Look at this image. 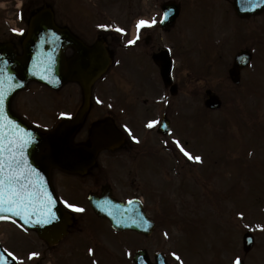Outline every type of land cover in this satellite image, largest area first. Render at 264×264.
<instances>
[{"label": "rangeland", "instance_id": "374dc122", "mask_svg": "<svg viewBox=\"0 0 264 264\" xmlns=\"http://www.w3.org/2000/svg\"><path fill=\"white\" fill-rule=\"evenodd\" d=\"M65 1L66 0H24V7L39 8L47 4L54 10L58 23L68 24L72 23V21H70L71 16H73V18L78 16V13L75 12L78 0H68L70 2V8L67 9L64 5ZM203 1L207 2L209 0ZM210 4L211 8L216 9L209 12V19L206 20V22L215 25L214 27L216 28L213 35L214 38L220 41V44L212 45L210 49L208 45L201 42V39L193 41L196 35L205 36V30L200 27L197 22L192 20L189 22L191 31L188 32L186 41L188 46L192 44L189 54L192 63L196 66H200L204 65L206 62L203 69L210 66L213 73L209 74L202 71L200 72L201 74H199L193 72L194 68H192V75L188 74L189 78L192 77L188 86L192 88V102L189 104L181 102L179 105L180 124L178 126V136L176 138L180 139L183 146L185 141H189V145L185 146L189 147L186 149L192 151L193 156L199 155L202 157V155L205 156L206 152L209 153L215 171H220L221 164H216L217 157H219L218 155L216 156V154H221L222 158H224L229 156L228 153H230V151L241 150L244 147L252 146L256 148L255 152L249 154L250 159L252 158V162H254V160L264 162L263 133L252 130L246 123L241 122V124H239V122L235 121L233 118V116L240 115L245 120L249 118L248 114H251V123L253 124L255 122L253 115L259 112L258 115L264 119V24L257 27L258 30L252 26L254 28L253 31H250L249 28L242 32L245 37L242 42L243 46H248L254 51L257 47V55L260 52L259 58L257 55L255 56L258 60L260 72V74H258L259 87L252 91L254 95L251 94L250 96V92L241 91L230 84L227 77L224 75V79H221L220 74L217 73V71L220 70L215 72L216 65V69H220L222 63H224L227 68L231 66L235 54L234 52L239 49L240 46L238 47L235 43V36L232 35L233 32L231 28L228 26L222 27L220 24L222 20L220 17L225 13L226 5L222 4L221 0H210ZM15 5V0H0V7L9 6L12 11ZM89 7L92 11L91 14H95V10L97 11L99 9L107 12V14L99 16L79 15L80 17L77 21H74L75 23L94 24L98 21L110 23L120 22L121 24L127 23L129 25L133 18L141 19V15L146 14L145 8V11H143V2H140V0H90ZM67 13L70 15H67ZM187 15L188 18L185 20L191 19L192 8L188 10ZM262 20L264 23V16L258 18L256 21L261 23ZM2 32L0 33V37L3 36ZM225 40L227 41L226 44L222 42H226ZM214 54H216L218 58H222V63H216V59L211 57ZM120 59L123 62L122 69L124 68V71H120L121 79L123 75H125L124 73L130 74V80H135L136 82L142 77L141 79H144L146 85L149 84L151 88L156 89V80L150 81L147 76L148 71L142 54L122 52ZM186 68H189L188 64H184L181 60L177 61L175 71L177 76L180 74L179 76L181 79H185V75L187 74ZM109 76L110 75L105 77L107 79L102 86L105 85V87H110L107 85L111 84ZM244 77L247 79L248 77L251 78L254 76H251L250 73H245ZM120 82L119 79L116 82L119 88ZM248 83L249 82L246 80L243 81L239 88L248 87ZM124 86L125 91L124 89L120 91L123 96L117 98L118 103H126V101L132 102L134 98L133 89H131L129 85L126 86V83H124ZM210 86L218 91V94L224 98H222L223 105L220 110L212 114L210 113L209 118L204 114L198 116L200 114V106L204 104L206 97L205 89ZM102 92L104 95L112 96L109 91ZM78 95H80V89L75 84H68L55 92L48 91V89L45 90L37 85H31L30 89H27L16 97L15 103L19 104H17V108L20 106L19 108L30 112V116L32 117V119L28 117L30 122L33 120V123L37 124L41 129H46L52 126L55 119L57 120L55 115H61V109L69 107ZM185 95L186 94H183L182 97ZM76 101H79V98H77ZM135 101L132 102L133 105L137 104L142 106L141 102L138 100ZM102 113L105 114L107 112L103 111ZM210 118L217 122L210 123ZM221 121H226L228 124H231L227 132H223L226 128V123ZM208 124H211L212 127H209ZM183 129L186 131L184 134ZM153 150V148H146L145 151L152 152ZM246 156L244 157L246 158ZM239 159H241V155L231 157L233 161H238ZM223 162H228V159L223 160ZM243 164L245 168L249 167L245 161H243ZM171 165L172 160L170 159V167ZM210 167L211 165L208 163L206 167L205 162L201 164V162L194 161V164H192V173L184 168V170L182 169V176L179 179H172L167 171H164V178L170 186L173 185L172 188L169 186L166 197H170L169 199L174 204V208L171 207L173 208L172 210L164 206H152L149 208L152 215H156L158 211H161V214L164 216L162 211L166 210L165 212L169 214V216H164L159 219L156 231L152 236L148 237L145 241L146 243L142 245H146L151 255L158 250L165 252L172 264H179V262L172 257L171 253L173 252L181 257L183 264H206L209 259H211L209 255L214 251H216V254L219 252L224 263L232 264L242 253V225L237 210H240L241 207L244 210L245 206V210L248 213L249 210L252 212L253 209L249 207V204L252 203L251 201L254 195V198L260 200L259 204L261 205L256 208L257 212L254 214H258L259 216V213H261L258 217L261 222H258L257 225V227L259 226L258 229H260L258 232L259 250L254 253V260L256 264H264V249H262L264 234L260 235V233L264 231V201H262L264 197V182L260 184L259 187L254 188L253 180L249 181V178L245 177L247 173L246 170L243 172V177L237 178L232 173L231 167L224 168L222 174L216 173L214 178L210 179L208 176L206 178V168L209 169ZM223 167L225 166L223 165ZM256 168H258V176L261 172L259 168L264 167L256 166ZM57 179H60V175H58ZM162 180L163 178L157 179L160 184H162ZM75 187H79L78 181L73 183L66 182L64 191L70 193L75 199L83 200V195L81 196L80 194L78 195L72 192V189ZM165 187L168 188L167 183ZM184 187L190 190L185 191ZM206 191L211 193V195L208 196L209 198H207ZM226 191L227 193L225 194L224 192ZM239 204H242V206L239 207ZM244 223L245 226H249L252 222L246 217L244 218ZM0 236L6 239L10 244L15 246L18 243L20 244L17 248L23 258V264H55L59 257L63 258L64 264H77L76 262L80 264L84 261L86 262L84 264H91L90 261H87L89 257L85 254L86 247H83L82 251L81 248L76 251V249L72 247L69 248L70 250L65 251L67 246L70 245L66 246V243H60L55 248L47 249L37 237H34V234L27 236L11 224H0ZM133 236L136 235H115V239L111 237L110 255L105 257L101 256L102 259L100 258V264H132L131 255L134 251L131 249L132 246H127V244H136L137 241H134L136 238H133ZM119 237L124 238L120 239ZM9 241H13L17 244ZM235 246H238V248ZM45 248L46 255L44 254ZM234 248L239 250L238 253L233 254ZM73 251L76 253L74 254ZM32 252H36L39 255L42 254L44 259L39 262V255L29 259V254ZM78 252L83 253L88 258L84 256L82 260V258H79L80 253L78 254ZM127 256H129V258ZM125 260L126 262H124Z\"/></svg>", "mask_w": 264, "mask_h": 264}, {"label": "water", "instance_id": "95a60500", "mask_svg": "<svg viewBox=\"0 0 264 264\" xmlns=\"http://www.w3.org/2000/svg\"><path fill=\"white\" fill-rule=\"evenodd\" d=\"M238 3H240V0H236L235 6L237 8H239ZM70 44L78 47L79 42L68 30L58 28L54 23L52 11L44 8L31 18L22 56H17L10 45H0V70H2L0 75L4 79L3 87L7 96L5 101L7 118L14 121L21 129L31 133L32 141L26 148L27 159L38 170L43 179L44 187L50 193L52 190L50 180L52 167H68L71 171L81 172L82 167L78 164L80 159L86 157V153L91 154L93 150L97 151L104 146H111L110 140L107 141L110 137V130H107L106 125H100L95 129L97 134L92 143V148L76 145L73 142V136L82 124L89 106L91 86L108 67L109 59L105 52L100 54L97 51L79 48V58L67 62L64 57V50ZM241 57L243 56H240L239 60ZM5 61L6 64L4 63ZM85 62L88 63V66ZM9 76L12 77L11 80L8 79ZM33 79L46 82L52 87H59L69 80L79 81L84 88L85 101L77 117L61 122L54 131L45 134L29 127L17 118L11 109V99L16 91ZM10 87L11 90H9ZM216 101L211 99L212 104H218ZM73 164L76 165L73 166ZM120 207L124 211L127 209L125 205H120ZM96 209L99 214L105 215L100 212L102 210L101 207L96 206ZM55 211L57 216L64 219V222L61 220L56 222L59 227L54 228L53 225L37 224H28L26 226L36 229L40 236L55 243L66 232V227L69 223V215L65 214L57 204L55 205ZM133 215H136L135 212L128 217L126 214L120 216L117 213L116 218H114L107 213V216L119 228H134L146 234L152 231L154 224L150 220L144 219L142 222L133 224L129 218ZM117 219H121V223H117ZM21 222L23 224L22 220ZM251 245L250 242H247V249ZM134 260L136 264H149L145 252H138ZM8 264L16 263L9 258ZM158 264H162V262Z\"/></svg>", "mask_w": 264, "mask_h": 264}, {"label": "flooded vegetation", "instance_id": "af4514ba", "mask_svg": "<svg viewBox=\"0 0 264 264\" xmlns=\"http://www.w3.org/2000/svg\"><path fill=\"white\" fill-rule=\"evenodd\" d=\"M156 1L159 2V0H154L152 7L156 5ZM162 1L164 0H161V2ZM175 1H178L180 6L185 10L186 6L194 5L195 0H175ZM203 17L205 20L208 19V13L206 11L203 13ZM183 25L184 24L182 20H180L179 22L164 29L161 23H159L157 20V23L153 27L141 29L139 31V37L140 38L142 37V42L144 44L142 48L143 56L146 59L151 58L153 53L159 52L165 48H169V50L171 51L174 57L178 55L180 51L179 49L180 48V45H179L180 44V31ZM114 29L115 28H112V27L110 28L104 27L102 29L97 30V33H95L96 35H94V33L83 34V35L81 34V37L87 43H93L94 41L96 42L97 40H103L108 46H113V47H116V45L122 46L123 41L125 40L122 39V36L118 35ZM93 38L94 40H92ZM112 53L114 54V57H119V55L121 54V52H115L113 49H112ZM117 73L118 72H116V74ZM114 77L116 76L114 75ZM176 81H177L178 88L180 90L181 83L179 80H176ZM139 84L140 86L135 89L134 98L132 102L134 101V99L136 101L138 100L139 102L142 103V106L137 105V104L133 105L132 102H127V101H126L127 104L120 103V104L114 105L115 108L119 107L121 110V113L119 114L113 113L117 122L125 130H126V127L127 129L131 130V135L126 130L127 133L129 134L128 136L129 140H132L131 137L133 135L138 138L142 134L144 128L148 124L150 117L153 116L156 111V107L151 108V107L145 106L146 104H150V101L149 99L143 98L142 96H144L145 94L148 95L151 93L154 97H156L155 99L160 98V100L163 102L165 99L166 91H167L164 89H158L154 91L153 88H149V86H146L143 80L141 81V83L140 81L136 83V86ZM103 90L109 91L112 94V96H114V98H117L116 96L118 94L121 97L123 96L120 93L121 91L120 89L118 91L115 88H112L110 90L105 89V88H98L95 90L93 104H92L93 109L90 111L88 115L89 119H86V122L81 128V131L78 135V139L83 143L89 140L88 138L90 135V128L92 126V123L98 121V119L101 117V114L99 112L101 109H103V105L101 103L102 99L99 96L104 95V93L102 92ZM171 101H172L171 103L167 101L168 107L175 106L174 99H172ZM161 107L162 105L157 106L158 109ZM104 118L105 117L101 119H104ZM171 120L173 119L171 118ZM129 148H132V144L130 143L128 146H125L126 151H121L119 153L118 151L117 152L116 151L105 152V153H102L101 155H98L97 157L98 163L96 164L95 167L90 168L88 171L89 175L94 176V184L96 185V188L92 191L98 192L101 186L104 184L101 182L109 179L107 175L108 169L106 167H100L102 160L99 157L104 158L103 159L104 166L112 167L115 165L124 164L126 163L124 161L125 159H130V160L134 159V155H133L134 151L133 152L128 151ZM149 157L151 159L150 161H148ZM138 159L139 157L127 164L128 167L126 168V170L129 176H131L130 184L131 186H135V189L137 191H140V192L148 191V173L149 171H151L152 173L157 174L158 169H163L164 158L155 157L153 153H146L142 156L141 160H138ZM150 162H152L153 164H156L158 168L150 164ZM66 176L67 174H63V177H66ZM65 181L68 182V180H65ZM119 182L123 184L124 186L127 185V183L123 181L122 179H120ZM74 229L75 230L70 231L68 237L64 241H66V245H70L68 247H72L78 250L83 245V238L81 235L82 232L80 231L81 227L79 226L78 223L74 224ZM17 246L19 247L20 244L18 243L16 246L12 247L11 250H13L17 254H20L18 252Z\"/></svg>", "mask_w": 264, "mask_h": 264}, {"label": "snow or ice", "instance_id": "6c2138e0", "mask_svg": "<svg viewBox=\"0 0 264 264\" xmlns=\"http://www.w3.org/2000/svg\"><path fill=\"white\" fill-rule=\"evenodd\" d=\"M167 18L168 14L165 13L164 19L166 20ZM156 23L157 20L155 18L151 20L140 19L136 25L137 36L129 40L128 43L135 44L140 38L139 31L144 28L153 27ZM101 27L107 26L102 25ZM118 31L123 32L124 30L118 29ZM4 63L6 64V61ZM8 79L11 80L12 77L9 76ZM3 83L4 79L0 75V221L15 222V218L18 217L23 221V224L20 225L21 228L28 224L59 227L56 224L60 220L55 211L56 200L44 187L43 179L38 170L27 159L26 148L32 141L31 133L21 129L14 121L7 118L5 112L7 96ZM9 90H11V87ZM61 115L70 118V114L62 113ZM157 125L165 128L168 127L157 120L150 121L146 126L151 129ZM126 130L131 135V130L127 129V127ZM131 138L136 143L140 142L134 135ZM173 142L179 151L189 160L202 162V157L199 155L193 156L180 140L175 139ZM63 203L67 209L73 212L84 211L82 207L69 203L66 200ZM128 203L132 204L133 201H129ZM101 207L108 212V215L116 218L118 210H113V207L108 202H105ZM131 211L134 212L135 210ZM123 215L124 213H120V216ZM240 215L243 217V213ZM129 218L133 224L144 220L142 215H133ZM116 222L121 223V219H117ZM92 251V249H89L90 253ZM38 255V253L32 252L28 258L32 259ZM171 255L179 264H183L181 257L177 253L173 252ZM9 258L13 261L20 260L18 256L7 249L0 252V264H8ZM20 264H23V260H20ZM235 264H240L239 258H237Z\"/></svg>", "mask_w": 264, "mask_h": 264}]
</instances>
